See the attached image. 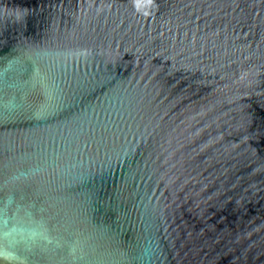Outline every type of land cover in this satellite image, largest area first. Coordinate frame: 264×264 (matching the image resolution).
<instances>
[{
	"label": "water",
	"instance_id": "water-1",
	"mask_svg": "<svg viewBox=\"0 0 264 264\" xmlns=\"http://www.w3.org/2000/svg\"><path fill=\"white\" fill-rule=\"evenodd\" d=\"M0 264H264V0H0Z\"/></svg>",
	"mask_w": 264,
	"mask_h": 264
}]
</instances>
